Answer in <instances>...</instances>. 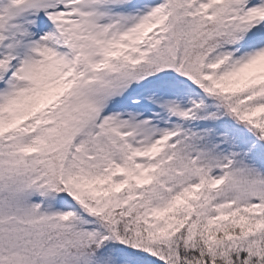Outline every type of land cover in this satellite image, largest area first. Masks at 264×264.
Listing matches in <instances>:
<instances>
[{
	"label": "snow or ice",
	"instance_id": "6c2138e0",
	"mask_svg": "<svg viewBox=\"0 0 264 264\" xmlns=\"http://www.w3.org/2000/svg\"><path fill=\"white\" fill-rule=\"evenodd\" d=\"M0 264H264V0H0Z\"/></svg>",
	"mask_w": 264,
	"mask_h": 264
}]
</instances>
